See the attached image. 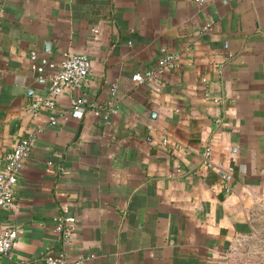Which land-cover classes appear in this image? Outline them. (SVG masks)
Here are the masks:
<instances>
[{"label":"crops","instance_id":"1","mask_svg":"<svg viewBox=\"0 0 264 264\" xmlns=\"http://www.w3.org/2000/svg\"><path fill=\"white\" fill-rule=\"evenodd\" d=\"M32 49L92 62L82 87L38 114L49 80ZM168 51L178 69L132 79ZM75 95L88 97L81 117ZM33 132L16 203L0 207V232L18 230L1 264H46L64 246L59 215L77 217L67 246L95 253L88 264L264 258V0H0V169Z\"/></svg>","mask_w":264,"mask_h":264},{"label":"built area","instance_id":"2","mask_svg":"<svg viewBox=\"0 0 264 264\" xmlns=\"http://www.w3.org/2000/svg\"><path fill=\"white\" fill-rule=\"evenodd\" d=\"M200 4H205L207 0H195ZM97 30V29H95ZM32 67L40 77L49 80V90L47 94L36 95L31 102V109L34 114H38L41 109H51L56 107L59 96L66 90L74 91L87 81L91 70V58L87 53L67 52L61 61H56L46 54H40L37 50L30 51ZM182 63V55L176 51L164 52L156 67L148 68L143 73L137 72L132 75L136 82L154 80L163 75L168 69H178ZM202 80L207 82V77ZM112 94L117 92V83L111 86ZM218 99V97L216 98ZM89 104L88 97L75 95L71 100L72 114L81 117L84 108ZM99 113L98 107H94ZM65 112L63 113V115ZM56 114H50V122L57 123ZM36 133L33 132L26 137L18 139L13 148L5 154L4 166L0 169V207H13L16 203V189L19 177L22 173L24 161L30 154ZM212 147L208 145L203 152L204 160L210 164L212 162ZM234 172V166L229 164L223 172V180L229 188V180ZM55 230L60 234L63 247L57 252L48 249L43 258L46 264H88L95 258V253L74 252L72 253L67 243L72 239V233L76 228L77 217L75 215H59L55 217ZM18 237L16 227H8L0 232V264L2 258L7 255L15 244Z\"/></svg>","mask_w":264,"mask_h":264},{"label":"rangeland","instance_id":"3","mask_svg":"<svg viewBox=\"0 0 264 264\" xmlns=\"http://www.w3.org/2000/svg\"><path fill=\"white\" fill-rule=\"evenodd\" d=\"M260 253L257 248L252 249L247 255L239 253L235 257L234 264H264V258Z\"/></svg>","mask_w":264,"mask_h":264},{"label":"water","instance_id":"4","mask_svg":"<svg viewBox=\"0 0 264 264\" xmlns=\"http://www.w3.org/2000/svg\"><path fill=\"white\" fill-rule=\"evenodd\" d=\"M48 45V44H47Z\"/></svg>","mask_w":264,"mask_h":264}]
</instances>
